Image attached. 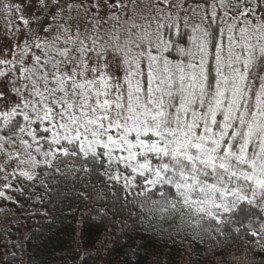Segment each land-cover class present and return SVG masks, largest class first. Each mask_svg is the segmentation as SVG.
I'll return each mask as SVG.
<instances>
[{
	"label": "snow or ice",
	"instance_id": "6c2138e0",
	"mask_svg": "<svg viewBox=\"0 0 264 264\" xmlns=\"http://www.w3.org/2000/svg\"><path fill=\"white\" fill-rule=\"evenodd\" d=\"M36 234L47 264L149 234L146 264H264V0H0V264Z\"/></svg>",
	"mask_w": 264,
	"mask_h": 264
},
{
	"label": "trees",
	"instance_id": "16d2710c",
	"mask_svg": "<svg viewBox=\"0 0 264 264\" xmlns=\"http://www.w3.org/2000/svg\"><path fill=\"white\" fill-rule=\"evenodd\" d=\"M22 231H28V227H26ZM98 231L100 234H98ZM102 233V228L99 230H97L95 226H90L88 228V237L92 244H95L96 240L102 239ZM13 239H15V236H13ZM25 243L26 251L28 253V256L31 258V264H41V262H45V264H47V262L50 260L51 253L49 245L44 238H41L38 236V234H36L32 236L31 240L26 241ZM109 243L111 244L112 241H109ZM140 244L141 248L139 253L138 264H146V262L150 259L149 253H151L154 248L155 250H161L160 245L157 244V241L152 238L150 234L146 235L145 238L140 241ZM123 247V241H121L120 244L115 245V248L112 253L113 264L115 260L119 259L122 256ZM164 251L168 253V255H166L165 257L166 259L175 260L178 258V250L176 247L168 245L164 248ZM25 264H29V260L27 257L25 258ZM52 264H55V262L53 261Z\"/></svg>",
	"mask_w": 264,
	"mask_h": 264
}]
</instances>
